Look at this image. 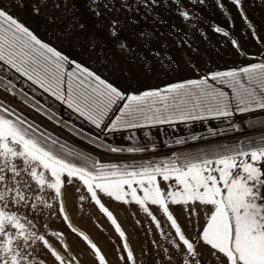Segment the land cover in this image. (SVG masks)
I'll return each instance as SVG.
<instances>
[{"label": "snow or ice", "instance_id": "obj_1", "mask_svg": "<svg viewBox=\"0 0 264 264\" xmlns=\"http://www.w3.org/2000/svg\"><path fill=\"white\" fill-rule=\"evenodd\" d=\"M140 2L158 6L160 0ZM204 2L189 0L192 5ZM232 2L242 9V0ZM109 3L110 0H90L89 8L100 17L109 9ZM172 3L178 6L184 21H189V12L183 9L181 0ZM122 7H127V0H122ZM241 14L248 19L243 11ZM122 28L117 19L109 22L110 35L125 50V42L119 39ZM215 31L229 35L221 27ZM231 43L239 49L236 40ZM91 46L95 47V41ZM0 70H14L30 82V87L38 86L52 98L51 103L59 102L61 107L71 110L69 119L72 115L83 118L96 131V136L91 138L93 142L101 136H115L130 129L186 121L217 120L227 124L232 133L248 130L245 138L236 144L200 149L182 156L173 153L155 164L151 161L140 166L102 164L90 161L82 153L74 154L64 144L57 146V140L14 109L0 107V264H47L42 258L43 249L59 264H71L37 228L45 211L52 209L51 201H59L60 214L69 221L63 201L65 184L74 187L78 200L95 202L122 238L125 233L101 202L100 194L124 204L135 202L153 220L156 217L146 205L150 202L158 206L179 238V242H172L174 252L170 254L169 249H163L167 264H175L176 260L179 264H202L201 244L210 250L215 264H264V119H251L257 112L264 115V62L209 72L211 80L232 89L231 96L210 85L208 77L171 83L164 89L153 88L139 95L128 94L84 63L70 61L62 51L38 38L7 8L0 6ZM237 114L244 118L239 123ZM224 131V128H208L213 136ZM144 134L148 136L147 132ZM128 139L134 145L139 143L134 133ZM188 139L195 141L198 137L192 135ZM175 143L182 145L185 139H176ZM155 147L151 145L152 149ZM108 149L113 153H143L148 145L125 149L110 144ZM158 177L164 182L174 180V184H166L162 189ZM169 202L182 206L194 235L185 234L169 210ZM199 211L204 213L203 224ZM69 227L88 243L99 264H106L97 245L70 221ZM124 249L127 256L123 259L135 264L127 242Z\"/></svg>", "mask_w": 264, "mask_h": 264}, {"label": "crops", "instance_id": "obj_2", "mask_svg": "<svg viewBox=\"0 0 264 264\" xmlns=\"http://www.w3.org/2000/svg\"><path fill=\"white\" fill-rule=\"evenodd\" d=\"M226 1L227 8L234 14L233 7H230L232 0ZM89 3L90 0H0V6L7 8L38 38L55 46L71 61L84 63L98 74L107 77L128 94L138 95L142 91L151 90L157 82L169 81V85L189 80L180 79L187 70L186 66L193 72L199 65L187 64L185 60H170L172 52L169 49V40L160 37L161 28L145 24L147 20H153L152 17L147 18V14L143 12L148 10L149 4L145 6L137 0H127V7H122V0H110L109 9L98 17L92 13ZM242 6L241 13L243 11L250 19L242 23V39H237L240 56L245 60L240 63L243 67L264 62V2L242 0ZM36 9H39V12ZM238 16L244 18L242 14ZM112 19H117L123 25L119 39L125 42V50H121L116 38L110 35L109 22ZM80 24L84 27L81 28ZM144 33L148 35L142 36ZM93 41L94 48L91 46ZM234 48L236 47L233 46L232 49ZM157 180L163 179L158 177ZM82 192L87 195L86 189L82 188ZM63 193L65 211L71 225L97 245L105 257L106 264H133L132 261L123 259L127 256L125 242L133 253L135 264H167L163 249H169L170 254L174 252L172 242H179V238L175 235L171 222L158 206L150 202L146 205L156 217L153 220L152 216L135 202L124 204L100 194L101 202L112 212L117 224L125 233L122 238L116 231V226L95 202L90 199L78 200L74 187L67 184ZM127 199L131 200L130 197ZM52 205V209L46 210L45 215L38 221L40 234L50 235L48 240L57 242L58 235L66 232V238L60 240L70 243L72 250L80 251L78 257L88 260L87 264H99L88 243L77 232L72 231L69 221L60 214L59 201H52ZM169 210L185 234L194 235L189 227L188 215L182 206L171 205L169 202ZM199 217L200 223L203 224L205 217L202 211H199ZM69 247L68 245L67 248ZM199 251L202 264H215V258L206 246L199 245ZM66 256L71 255L66 253ZM175 264H179V260H176Z\"/></svg>", "mask_w": 264, "mask_h": 264}, {"label": "rangeland", "instance_id": "obj_3", "mask_svg": "<svg viewBox=\"0 0 264 264\" xmlns=\"http://www.w3.org/2000/svg\"><path fill=\"white\" fill-rule=\"evenodd\" d=\"M137 2L141 3L140 0H137ZM181 5L185 11L189 12V21H184L179 15L177 11L178 6L173 4L172 0H160L158 6L149 3L148 10L143 11L147 14V18L152 17L153 19L150 22L147 20L145 24L154 26L155 28L160 27L162 31L160 37H166L169 40V49L172 52L170 60H185L187 64H199L193 72H190L186 66L187 70L184 75L180 76V79L194 80L209 75L210 71H228L232 68L242 67L240 63L245 60L243 61L240 56V50L236 48L232 49L234 45L231 43L232 40L238 42L237 39H242L241 25L243 22L250 20L249 18L245 20V18L238 16L241 15V8H237L234 3H230V7L232 6L234 9L233 14L227 8L226 0H205L202 5H192L189 3V0H185L181 2ZM216 27L223 28L229 35L224 36L222 33L216 32ZM0 79L6 83L0 82V107L14 109L16 114H20L28 122L34 123L40 131L45 132L51 139L86 153L102 164L116 163L119 165L140 166L146 161H151L155 164L172 157L176 151L206 145L236 144L240 139L245 138V133H248H232L228 130L227 124H223L217 120L182 122L173 125L162 124L161 126L118 132L115 136H101L100 140L97 141H103L102 144L107 147L111 144L127 149L133 146L142 147L148 145L147 151L143 153H128L127 151L113 153L109 149L92 144L74 134L70 129H75L91 138L96 136V131L83 118H77L75 115H72L71 119H69L71 110H68L66 106L61 107L59 102L55 104L51 103L52 98L48 94L43 93V90L39 89L38 86L32 85L30 87V82H26V78L19 77V74L15 73L14 70L9 72L0 70ZM9 80H11V83H9ZM168 83L169 81H162L153 84L155 88L164 89L168 86ZM6 85L7 89L12 88L11 91L6 89ZM13 89L38 103L46 112L53 114L59 122L54 121L28 104ZM261 117H264V115L257 112L251 116V119ZM241 119L244 118L238 114L236 122L239 123ZM209 127L217 130L224 128L225 131L213 136L208 132ZM145 132L148 133V136H145ZM133 133L139 141L135 145L133 144V140L128 139ZM192 135L197 136L198 139L195 141L188 139ZM179 138H184L185 143L177 145L175 140ZM152 144H155V149L151 148ZM158 183L163 189L166 184H174V180L168 182L161 180ZM138 195H140L139 191ZM65 235L66 232L61 233L58 235L59 240L57 242L50 243L61 256L65 257L66 262L70 261L71 264H87L88 260L78 257L80 251L72 250L70 243L67 244V242L60 240L65 239ZM45 237L49 239L50 235H45ZM68 245L70 246L69 248H67ZM43 253L42 258L46 259L47 264H59L46 249H43ZM66 253L71 256L67 257Z\"/></svg>", "mask_w": 264, "mask_h": 264}, {"label": "trees", "instance_id": "obj_4", "mask_svg": "<svg viewBox=\"0 0 264 264\" xmlns=\"http://www.w3.org/2000/svg\"><path fill=\"white\" fill-rule=\"evenodd\" d=\"M69 60H70V59H69ZM70 61H71V60H70ZM73 67H74V65H73ZM69 70H71V69H69ZM205 77H208V82H209L210 85H212V86L215 87V88L222 89L223 91L227 92V93L229 94V96L232 95V89H231L227 84H222V83H220L219 81H213V80H211L210 75H207V76H204V77H201V78H198V79H194V80L203 79V78H205ZM0 82H1V83H5L4 80H2V79H0ZM183 82H184V81H183ZM183 82H179V83H183ZM5 84H6V83H5ZM8 87H10V86H8ZM66 87H67V78L65 77V88H66ZM11 89H12V88H11ZM13 90H14V89H13ZM14 91H15V93H16L17 95H19V97H21L22 99H24V101H26L28 104H30V105L33 106L34 108L38 109L39 111H41V112L44 113L46 116H48V117H50L51 119H53L54 121H58L57 118L54 117L53 114H51V113H49V112H46V111H45V110H44V109H43L38 103H36L35 101H33V100L27 98L26 96H24L23 94L19 93L18 91H16V90H14ZM138 95H139V94H138ZM237 115H238V114H237ZM13 118H14V117H13ZM262 119H264V117L256 118V119H254V120H262ZM58 122H59V121H58ZM186 122H195V121H186ZM177 123H182V122H177ZM175 124H176V123H175ZM161 125H162V124L148 125V126H146V127H154V126H161ZM146 127H143V128H146ZM70 130H72V132H73L74 134H76L77 136L81 137V138L84 139L85 141H88V142H90V143H92V144H95V145H97V146H100V147H104V149H108V147H107L106 145H103V144H102L101 142H99V141H95V142H93L90 136L84 135V134H82L81 132H79V131H77V130H75V129H70ZM130 130H132V129H130ZM244 132H248L247 128H245ZM59 144H62V142L60 143V142L57 141V146H58ZM221 145H222V144H220V145H218V144H215V145H206V146L196 147V148H193V149H186V150L176 151V152H174V153H176L177 155H181V156H182V155H184L185 153H196V152H198L200 149L212 150V149H215V148H217L218 146H221ZM65 148L68 149V150H72L74 154H75V153H82L83 156L88 157L90 161H91V160H96L94 157H92V156H90V155H88V154H86V153H83V152H81V151H79V150H77V149H75V148H73V147H71V146H69V145H66Z\"/></svg>", "mask_w": 264, "mask_h": 264}]
</instances>
